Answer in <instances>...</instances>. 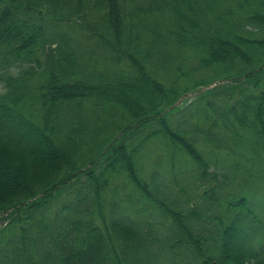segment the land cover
Returning a JSON list of instances; mask_svg holds the SVG:
<instances>
[{
  "label": "trees",
  "instance_id": "obj_1",
  "mask_svg": "<svg viewBox=\"0 0 264 264\" xmlns=\"http://www.w3.org/2000/svg\"><path fill=\"white\" fill-rule=\"evenodd\" d=\"M263 64L264 0H0V264H264Z\"/></svg>",
  "mask_w": 264,
  "mask_h": 264
},
{
  "label": "rangeland",
  "instance_id": "obj_2",
  "mask_svg": "<svg viewBox=\"0 0 264 264\" xmlns=\"http://www.w3.org/2000/svg\"><path fill=\"white\" fill-rule=\"evenodd\" d=\"M206 76H209V73H206ZM0 88H1V85H0ZM245 88H246V90H248V91H250L251 90V87L250 86H248V85H245ZM193 97V96H192ZM217 103V102H216ZM173 115V114H172ZM172 117H174V115L172 116ZM181 117V116H180ZM179 117V118H180ZM156 143V142H155ZM154 143V144H155ZM198 143H200L201 144V141H199ZM155 146H152V148H154ZM156 149L152 152V154L151 155H149V158H146V159H144L143 160V163H144V166L146 167L145 169H147V168H150V167H152V164H153V162H155V161H157L158 159H157V156L159 155L160 156V154H163V152H162V145H161V143H160V145H157L156 147H155ZM215 155H217L218 156V160H219V163H218V168H214L213 166L215 165V161H214V159H209V162H210V166H211V168H210V171H212V172H216L217 174H219V173H223V172H225L226 171V165L224 164V163H222V161H223V157H224V152H215L214 153ZM164 159V158H163ZM164 164V162L163 163H161L159 166H158V168H160L159 169V171L161 170L162 172H161V174L163 175V176H165V174H164V170H163V165ZM178 168V169H177ZM177 168H176V174H177V176L178 177H180V176H186V177H191V175L189 174V170L188 169H191V165L187 162V165H184V164H178L177 165ZM192 180V179H191Z\"/></svg>",
  "mask_w": 264,
  "mask_h": 264
}]
</instances>
